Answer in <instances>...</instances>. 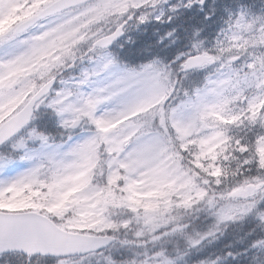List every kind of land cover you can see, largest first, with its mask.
Masks as SVG:
<instances>
[{"label": "snow or ice", "instance_id": "6c2138e0", "mask_svg": "<svg viewBox=\"0 0 264 264\" xmlns=\"http://www.w3.org/2000/svg\"><path fill=\"white\" fill-rule=\"evenodd\" d=\"M0 264H264V0H0Z\"/></svg>", "mask_w": 264, "mask_h": 264}]
</instances>
